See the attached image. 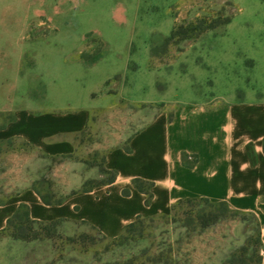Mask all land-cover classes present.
Masks as SVG:
<instances>
[{
  "label": "rangeland",
  "instance_id": "rangeland-1",
  "mask_svg": "<svg viewBox=\"0 0 264 264\" xmlns=\"http://www.w3.org/2000/svg\"><path fill=\"white\" fill-rule=\"evenodd\" d=\"M0 12L6 29H29L28 37L47 31L39 44L73 49L86 41L85 56L104 51L94 78L110 79L105 92L116 100L93 116L77 140L79 161L99 163L113 145L167 106L213 97L255 101L264 95V0H0ZM227 17L230 24L197 39L167 43L179 26ZM66 164L19 140L0 143V202L42 177L54 183L58 195L70 191L62 183L68 181L61 169ZM87 175L104 179L97 168ZM186 209L179 208L176 220L145 218L142 236L125 245L81 225L70 234L72 240L57 235L26 243L1 234L0 264H222L256 240V223H244L241 216L190 232L181 221Z\"/></svg>",
  "mask_w": 264,
  "mask_h": 264
},
{
  "label": "crops",
  "instance_id": "crops-1",
  "mask_svg": "<svg viewBox=\"0 0 264 264\" xmlns=\"http://www.w3.org/2000/svg\"><path fill=\"white\" fill-rule=\"evenodd\" d=\"M5 23L0 12V142L18 139L50 157L76 155L77 140L93 116L116 100L105 92L110 79L94 78L104 51L83 57L86 41L73 49L42 45L37 42L47 31L28 37L29 29H6ZM25 39L31 43L23 45ZM141 127L106 153V168L118 175L115 183L57 206L44 205L25 186L0 205V232L26 206L33 221L85 222L115 239L138 218L169 215L180 200L206 198L257 218L264 264V95L255 101L213 97L176 103ZM127 141L130 153L123 149ZM61 169L69 189L85 179L81 162ZM135 178L154 184L149 206L146 195L132 187ZM124 189L131 194L124 196Z\"/></svg>",
  "mask_w": 264,
  "mask_h": 264
},
{
  "label": "trees",
  "instance_id": "trees-1",
  "mask_svg": "<svg viewBox=\"0 0 264 264\" xmlns=\"http://www.w3.org/2000/svg\"><path fill=\"white\" fill-rule=\"evenodd\" d=\"M231 17H227L226 19L215 18L212 21L206 19H199L196 22L189 23L187 26H179L174 29L167 39V43L173 40H176L177 43L193 40L199 38L201 35L218 29L221 26H226L230 24ZM85 57V55H83ZM172 119V116L169 117ZM146 125V124H145ZM143 125V126H145ZM142 126V127H143ZM141 127V128H142ZM88 129V128H87ZM87 129L80 134L79 137L83 136ZM135 133H133L134 135ZM79 139V138H78ZM18 139H10L5 141L6 143H12ZM24 142V141H22ZM4 143V142H0ZM26 145L30 146L28 143L24 142ZM123 149L130 153L131 149L128 146V141ZM107 153V152H106ZM106 153L101 157L100 162L97 161H89L82 160L79 161L76 159L75 155H63L59 157H50L44 155V158L50 160H60L63 162H81L84 164L85 171V179L79 186V188H72L70 191H66L61 195H58L56 192L52 190L54 183L47 179V177H42L40 179L31 180L28 183V187L33 190L41 199L42 203L47 206H57L61 205L67 198L72 195L79 193H89L95 188L101 186L111 185L117 180V172L113 170H109L106 168ZM99 156V152H95L92 157L97 158ZM95 168L98 169V174L104 179L97 180L96 178L91 177L89 174H93L95 172ZM132 187L146 195V205L149 206L153 199L152 189L154 184L152 182L135 178L131 181ZM41 187H46L47 192H43ZM19 192V191H18ZM17 193V192H16ZM131 194L130 190L124 189L123 195L129 196ZM6 201V200H5ZM4 201V202H5ZM4 202H0V205ZM187 207L186 210L182 212V223L183 228L190 232H195L199 230V232H203L208 228L227 220L228 218L241 216V219L244 223L251 221L256 223L257 227V237L255 241L249 240L248 244L240 247V249L231 253L226 260L222 264H261L262 257L260 255V251L263 248V243L260 238V229L257 218L252 214L242 213L239 211L232 210L227 203L225 202H212L206 198H187L178 201L172 208L171 214L163 215L162 217H172L173 220H176L178 210L182 207ZM145 218H138L134 223L128 225L121 236L115 239H111L114 242H121L122 245L127 244L128 242L133 241L136 237L142 236V226ZM249 220V221H248ZM88 226L95 230L99 236L104 240H110L106 238L104 235L99 233L95 228L90 226L87 223H70L65 220L55 221L50 223H41L33 221L30 218L29 210L26 206L21 207L8 221L7 228L0 232L1 234H6L8 238L14 241L20 242H34L41 239L50 240L54 236L63 235L67 237L68 240L71 239V235L76 233L78 230V226ZM257 247L255 249L254 245Z\"/></svg>",
  "mask_w": 264,
  "mask_h": 264
}]
</instances>
